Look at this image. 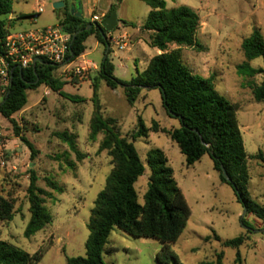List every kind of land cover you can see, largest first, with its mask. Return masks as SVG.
<instances>
[{
    "label": "rangeland",
    "instance_id": "1",
    "mask_svg": "<svg viewBox=\"0 0 264 264\" xmlns=\"http://www.w3.org/2000/svg\"><path fill=\"white\" fill-rule=\"evenodd\" d=\"M60 1L41 0L42 8L39 9L36 0H14L13 17L41 11L37 13L39 17L36 20L25 18L14 29L39 30L57 25L68 12L64 8H54ZM164 1L168 8L188 6L200 16L197 41L201 47H182L184 64L197 76L205 79L214 76L216 90L230 103L239 105L237 118L249 157L248 189L252 199L264 206V103L255 101L249 87L250 82L260 83L263 77L243 78L237 73V66L245 60L243 40L255 28L261 29L264 36V0ZM110 3L116 5L121 21L114 30L115 35L119 30L121 34H133L129 49L122 50L110 42L115 76L127 81L141 73L159 52L149 46V33H139L150 8L142 0H100L99 6L108 7ZM95 5V0H91L89 6L101 15ZM123 21L131 22L133 26L126 27ZM86 47L85 60L98 64L103 61V47L97 46L94 37L88 39ZM177 48L170 46V50ZM79 62L81 60L75 61L71 69ZM251 66L264 68V59H255ZM64 71L58 67L55 77L62 82L61 92L74 97V100L41 86L27 91V106L13 116L19 131L10 120L0 115V196L12 201L16 214L9 224L0 219V241L9 242L29 254L49 247L38 264H68L69 258L86 256L91 210L113 168L108 152L100 150L105 134H100L95 140L89 138L93 87L87 79L97 73L81 70L75 75L70 70ZM99 98L106 118H115L120 136L130 141L139 129L140 119L147 128L153 121L167 129L179 127V121L166 114L158 89L143 90L132 106L127 102L124 88L112 90L102 81ZM2 101L3 94L0 93V103ZM16 131L32 143L34 155L17 137ZM65 132L77 137L81 159L59 138L58 135ZM133 143L144 164L149 151L160 149L165 153L177 185L191 209L186 229L172 244L181 264L215 261L218 253L224 255L223 264H237L238 253L240 264H264V222L253 214H246L244 218L251 227L243 224L245 208L237 200L233 188L221 183L209 155L188 167L178 145L163 133L152 132L148 138H138ZM32 171L39 178L38 186L50 194L45 201L53 222L35 236L26 238L24 232L31 217L27 189ZM149 175L150 170L146 166L145 175L136 184L141 204ZM48 180L55 182L59 190L51 189L47 185ZM242 235L246 236V242L239 249L224 247L223 242ZM161 248L157 240L130 237L116 228L105 246L103 263L159 264L157 255Z\"/></svg>",
    "mask_w": 264,
    "mask_h": 264
},
{
    "label": "trees",
    "instance_id": "2",
    "mask_svg": "<svg viewBox=\"0 0 264 264\" xmlns=\"http://www.w3.org/2000/svg\"><path fill=\"white\" fill-rule=\"evenodd\" d=\"M142 1L149 6L150 11L141 31L150 34L149 45L161 53L152 57L146 68L129 81L120 80L115 76L107 31L104 30L103 35L96 28L88 29L93 22L78 19L71 14H67L59 22L60 26L72 35V60L85 54L86 42L91 36H95L104 47V55L107 45L110 46L106 59L100 64L99 76L92 85L93 114L89 124V138L95 140L100 134H105L100 150L108 152L113 168L91 210L86 256L69 258L68 264H104L105 246L112 230L116 228L130 237L160 242L162 248L157 255L159 264H181L172 250V244L178 241L186 229L191 209L177 185L174 171L169 166L165 153L160 149L149 151L146 164L140 158L133 141L148 138L151 132L169 136L185 156L188 167L194 166L204 156L209 155L221 183L233 188L237 200L247 208V215L253 214L264 222V206L252 199L248 189L249 157L237 118L239 105L230 103L216 90L214 76L208 79L197 76L183 61L182 47H201L197 41L201 24L199 14L188 6L168 8L164 0ZM13 7L14 0H0V51L9 29L25 18H32V15H19L9 20ZM113 11H116L115 4L111 6L105 19ZM171 45L178 48L170 50ZM242 50L245 60L237 66V73L250 79L263 77L261 83L250 82L249 87L255 101L264 103V68L251 66V61L264 59V36L261 29L255 28L252 34L243 40ZM47 64L48 62L39 63L35 70L31 66L22 72L19 69L13 72L11 86L0 103V115L10 120L17 131L19 129L13 116L27 106L28 90L46 86L61 96L74 98L61 92L62 82L55 77L58 66ZM100 81H104L112 90L124 88L127 102L132 106L143 90L158 89L166 114L172 119H177L179 127L167 129L160 127L159 122L153 121L152 126L147 128L140 119L139 129L134 133L133 141L121 137L117 120L106 118L102 111L99 98ZM17 131V137L21 138L34 155L32 143ZM58 136L80 159L82 158L75 135L65 132ZM146 166L150 175L141 204L136 184L145 175ZM223 171L227 172L230 182L224 178ZM38 180L37 174L32 171L27 189L31 217L24 232L26 238L35 236L53 222V215L45 201V197L50 194L38 186ZM47 185L53 190H59V186L51 180L47 181ZM15 216L12 201L0 196V219L9 224ZM242 222L251 227L245 218H242ZM250 230L253 231L252 228ZM245 242L246 236L242 235L223 242V245L239 249ZM48 250L49 247H46L35 254H29L9 242L0 241V264H38ZM223 258V253H218L215 261L202 264H223ZM236 262L240 264V253L237 254Z\"/></svg>",
    "mask_w": 264,
    "mask_h": 264
},
{
    "label": "built area",
    "instance_id": "3",
    "mask_svg": "<svg viewBox=\"0 0 264 264\" xmlns=\"http://www.w3.org/2000/svg\"><path fill=\"white\" fill-rule=\"evenodd\" d=\"M36 3L38 8L41 9V0H36ZM37 13H41V11L34 13L29 20H36L39 17ZM13 19L14 17L11 15L9 20ZM92 22L101 23V18L93 16ZM9 31L0 51V92L3 95L7 93L11 86L13 72L16 69L21 68L23 70L33 66L36 59L64 68V72L70 70L75 75L81 72L82 68L78 65L71 69L77 60H72V35L62 28L59 23L39 30L10 28ZM108 38L113 40L110 37ZM125 40V38H121L116 41V44L124 49L127 47ZM1 137L2 133L0 132ZM5 164V162L2 163L3 166Z\"/></svg>",
    "mask_w": 264,
    "mask_h": 264
},
{
    "label": "crops",
    "instance_id": "4",
    "mask_svg": "<svg viewBox=\"0 0 264 264\" xmlns=\"http://www.w3.org/2000/svg\"><path fill=\"white\" fill-rule=\"evenodd\" d=\"M90 1L91 0H83V2H84V11H83V15H84V17H83V19H85V20H88V21H91L92 22V17L93 16H98V17H100L101 18V22L105 19V16L109 13V11H110V9H111V6L113 5L112 3H110L109 4V6L108 7H102V6H99V2H100V0H95V8L97 7V12L98 13H101V15H99V14H96L95 12H94V10L89 6V3H90ZM62 20V19H61ZM120 20H119V26H120ZM21 23V22H20ZM19 22L17 23V25L18 24H20ZM131 22H127V21H123V25L125 26L126 25V27H131ZM118 26V27H119ZM117 27V28H118ZM141 32V28H140V31H139V33ZM122 33V31L121 30H119L118 31V33H117V35H115V33H114V31L113 32H111V33H109L108 35H107V37H110V38H112L113 40H110V42H114L115 43V45L116 46H118L117 44H116V41H118V40H120L121 38H125L126 40H125V42H126V44H127V47L126 48H124V49H122V50H125V49H129V47H130V45H132V39H131V37H132V35L133 34H131L130 36L126 33V32H124V34H121ZM138 33V34H139ZM146 33H148V32H146ZM91 37H94L95 39H96V37L95 36H91ZM90 37V38H91ZM139 39H141V37L139 38ZM138 39V40H139ZM88 41V40H87ZM135 41V40H134ZM96 42H97V46L99 47V46H102L99 42H98V40L96 39ZM148 42V44H149V41H147ZM87 43V42H86ZM150 46V45H149ZM103 47V46H102ZM119 48H120V46H118ZM121 49V48H120ZM87 51V50H86ZM159 51V50H158ZM161 52L159 51L158 52V54H160ZM103 54H104V47H103ZM87 55V53L85 52V54H83L82 56H80L76 61H78V60H81V62H79V65L78 66H80L81 68H82V70L84 71H86V70H90L92 73H97V75H95L94 77H89L87 80H89V81H91V83H92V85H93V83H94V80L96 79V78H98V76H99V70H100V64H101V62L98 64V63H95V62H92V61H90V60H85V56ZM104 57H105V55H104ZM254 61V60H253ZM252 62V61H251ZM115 66V65H114ZM115 71H116V68H115ZM241 77V76H240ZM244 78V77H243ZM87 80H85V81H87ZM127 81H129V80H127ZM84 82V81H83ZM101 82L102 81H100V85H101ZM104 82V81H103ZM261 83V82H260ZM106 84V83H105ZM50 89V88H49ZM1 93V92H0ZM140 97V96H139ZM91 100V99H90ZM151 134H152V132L150 133V136H151ZM157 134V133H156Z\"/></svg>",
    "mask_w": 264,
    "mask_h": 264
},
{
    "label": "water",
    "instance_id": "5",
    "mask_svg": "<svg viewBox=\"0 0 264 264\" xmlns=\"http://www.w3.org/2000/svg\"><path fill=\"white\" fill-rule=\"evenodd\" d=\"M64 6H65L64 2L60 1V2L55 3L54 8L55 9H60V8H64ZM72 14H73V12H72ZM118 26H119V18H118L117 12L113 11L101 23H93L92 25H90L88 27V29L96 28L104 35V30L107 31L108 33H111ZM81 32H83V31H81ZM75 37H76V35L74 36L73 41H74ZM109 49H110V46L107 45V51H106V55H105L104 59H106ZM72 56H73V54H72ZM38 63H43V62L40 61L39 59H36L34 64H33L34 70L36 69V66H37ZM47 65H50V66H53V67L57 66V65L52 64V63H48ZM19 70L22 72L21 68ZM12 78H13V76H12ZM171 115L175 116L174 114H171ZM223 176H224V178H226L230 182V177L228 176L226 171H223ZM246 214H247V208H245V211H244V214H243V218L245 217Z\"/></svg>",
    "mask_w": 264,
    "mask_h": 264
},
{
    "label": "flooded vegetation",
    "instance_id": "6",
    "mask_svg": "<svg viewBox=\"0 0 264 264\" xmlns=\"http://www.w3.org/2000/svg\"><path fill=\"white\" fill-rule=\"evenodd\" d=\"M65 4L64 9H67L68 12L65 14H71L78 19H83V11H84V2L83 0H62ZM73 12V14H72ZM64 17V18H65Z\"/></svg>",
    "mask_w": 264,
    "mask_h": 264
}]
</instances>
